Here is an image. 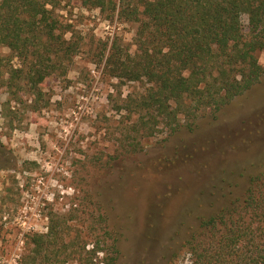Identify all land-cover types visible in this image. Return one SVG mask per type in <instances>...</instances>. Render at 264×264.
Returning <instances> with one entry per match:
<instances>
[{
  "label": "rangeland",
  "instance_id": "1",
  "mask_svg": "<svg viewBox=\"0 0 264 264\" xmlns=\"http://www.w3.org/2000/svg\"><path fill=\"white\" fill-rule=\"evenodd\" d=\"M60 16L81 52L40 92L23 78L10 82L8 69L21 61L0 46V264H22L33 253L31 237L48 233L53 215L68 219L86 250L97 241L107 247L104 233L113 230L116 264H192L184 244L198 218L246 183L227 171L245 173L264 158V75L216 118L203 111L192 126L187 119L173 132L160 125L141 137V151L121 154L137 118L125 99L146 82L119 83L101 54L115 39L134 51L137 25L78 3ZM258 56L264 68V52ZM230 182L225 199L219 188ZM85 251L66 264H107L104 253Z\"/></svg>",
  "mask_w": 264,
  "mask_h": 264
},
{
  "label": "trees",
  "instance_id": "2",
  "mask_svg": "<svg viewBox=\"0 0 264 264\" xmlns=\"http://www.w3.org/2000/svg\"><path fill=\"white\" fill-rule=\"evenodd\" d=\"M75 3L137 25L134 51L115 39L101 54L105 72L119 83L146 82L125 99L123 107L137 118L121 154L141 151V137L160 125L173 132L182 119L192 126L203 111L216 118L264 75L258 56L264 52V0H0V46L21 61L7 71L11 83L23 78L40 92L46 78L67 72L66 62L82 43L60 10ZM252 166L245 173L241 166L227 171L246 177L245 185L227 199L232 183L222 185L226 200L191 229L184 246L192 264H264V158ZM67 220L51 216L48 233L31 237L33 253L22 264H66L81 256L86 245L71 235ZM112 231L104 233L111 238L107 247L97 241L85 252L104 253L107 264H116L119 235Z\"/></svg>",
  "mask_w": 264,
  "mask_h": 264
}]
</instances>
